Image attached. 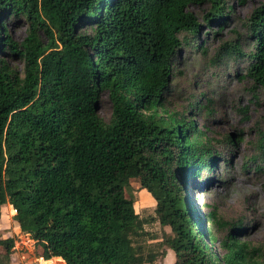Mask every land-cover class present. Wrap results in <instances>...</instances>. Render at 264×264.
<instances>
[{"label": "trees", "instance_id": "1", "mask_svg": "<svg viewBox=\"0 0 264 264\" xmlns=\"http://www.w3.org/2000/svg\"><path fill=\"white\" fill-rule=\"evenodd\" d=\"M189 3L207 4V24L225 23V0H0V218L5 204L15 209L19 229L41 246L42 264H154L125 194L132 179L169 228L160 243L173 251L171 264H223L202 236L185 179L221 157L193 116L212 109L197 99L178 112L163 105L182 44L198 36ZM10 19L27 23L19 41ZM243 25L249 48L223 42L222 53L241 57L250 87L264 91V0ZM6 54L21 57V70ZM103 92L107 120L98 113ZM239 139L223 136L228 145ZM256 142L254 168L264 161V133ZM226 223L221 245L232 252L237 223ZM11 250L5 242L0 264ZM253 250L264 264V243Z\"/></svg>", "mask_w": 264, "mask_h": 264}, {"label": "rangeland", "instance_id": "2", "mask_svg": "<svg viewBox=\"0 0 264 264\" xmlns=\"http://www.w3.org/2000/svg\"><path fill=\"white\" fill-rule=\"evenodd\" d=\"M260 1L225 0L227 16L221 27L214 20L210 24L204 22L207 4L189 3L187 9L201 23L198 36L182 44L163 98V105L170 112L182 110L190 99H197L198 106L205 104L212 109L206 114L203 106L193 110V116L196 124L205 127L206 135L213 138L210 140L221 157L190 168L185 179L187 194L201 218L202 236L223 264L262 261L260 253L253 248L264 243V161L254 168L258 160L251 161V156L258 152L256 141L260 132L264 133V91L257 85L250 87L249 79L243 76L245 63L241 57L233 60L222 53L223 42L227 46L241 42L243 50L249 48L243 21ZM26 25L24 20L7 21V29L15 41L23 38ZM4 59L9 67L21 70V57L6 54ZM243 106H246L244 110ZM98 113L107 120L110 101L105 92L101 94ZM225 133L240 139L228 145L223 140ZM125 194L131 197L133 208L142 220L141 243L155 252L154 264H171L173 251L163 250L160 243L162 234L169 232V228L159 223L154 199L133 179ZM13 213L8 203L1 209L0 255L4 243L11 241L6 264H42L38 256L41 246L19 229ZM231 221L237 225L232 229V252H229L221 245V239L227 231L231 232L226 223ZM52 264L63 261L53 259Z\"/></svg>", "mask_w": 264, "mask_h": 264}, {"label": "crops", "instance_id": "3", "mask_svg": "<svg viewBox=\"0 0 264 264\" xmlns=\"http://www.w3.org/2000/svg\"><path fill=\"white\" fill-rule=\"evenodd\" d=\"M55 257H57V256H52V257H50V258H55ZM39 259H42V257H39ZM44 259V258H43ZM49 259V258H48Z\"/></svg>", "mask_w": 264, "mask_h": 264}, {"label": "built area", "instance_id": "4", "mask_svg": "<svg viewBox=\"0 0 264 264\" xmlns=\"http://www.w3.org/2000/svg\"><path fill=\"white\" fill-rule=\"evenodd\" d=\"M13 211L15 212V209L12 207Z\"/></svg>", "mask_w": 264, "mask_h": 264}]
</instances>
